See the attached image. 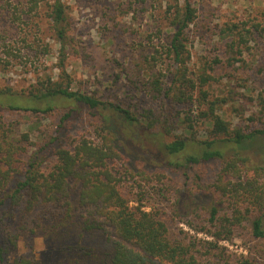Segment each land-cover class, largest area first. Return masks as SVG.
I'll return each instance as SVG.
<instances>
[{
  "label": "rangeland",
  "instance_id": "374dc122",
  "mask_svg": "<svg viewBox=\"0 0 264 264\" xmlns=\"http://www.w3.org/2000/svg\"><path fill=\"white\" fill-rule=\"evenodd\" d=\"M63 1L65 36L60 39L50 2H43L30 14L23 13L19 4L20 17L12 20L4 6L6 0H0V92L28 93L50 77L61 80L65 72L73 89L94 95L108 106L115 103L130 110L140 123H167L170 134L164 135L158 127L130 123L109 109L83 106L70 120L67 144L83 136L102 141L106 133L100 129V118L111 114L113 129L120 137L116 143L121 153L117 160V167H122L117 173L120 184L143 197L144 209H153L166 220L173 238L184 243L202 241L198 246L201 264H239L243 256L263 259L264 237L252 234L249 220L232 238L218 240L202 230L219 227L209 220L211 194L219 203V215L236 207L250 215L259 208L254 197L247 195L244 200L241 187L229 185L225 193L216 189L224 160L178 167L172 164L177 157L166 150L165 143L186 136L189 143L183 153L189 154L196 150L197 139L213 137L209 123L204 116L199 117L208 104L203 102L198 109L197 104L192 108L182 101L172 102L176 90L182 97L192 93L194 98L217 101L216 111L232 129L264 127V0H190L196 17L184 31L190 57L188 52L184 56L188 76L195 79L192 90L177 80L182 65L169 50L177 7L185 0ZM234 25L240 30L230 33L228 27ZM204 72L213 78L201 86L198 75ZM10 101L20 100L13 97ZM58 112L39 113L33 115L35 120H29V112L4 110L0 113V143L14 135L16 144L27 149L20 155L26 160L37 141L56 128ZM189 124L193 125L191 130ZM40 134L43 136L38 137ZM226 146V157L236 153L248 158V166L253 167V163L264 168V135ZM45 160L39 167L41 174L49 173L54 156ZM248 166L240 164L242 174L256 175L264 187V169L256 173ZM72 189L67 203L43 213L40 219H36L38 213L41 215L40 207L25 218L18 210L13 229L22 222L26 231L10 248L9 264L22 256L29 264H107L113 241L118 239L115 228L104 216H91L80 205L78 184ZM92 222L102 227L89 228ZM207 239L217 241L220 250L205 251L203 240Z\"/></svg>",
  "mask_w": 264,
  "mask_h": 264
},
{
  "label": "trees",
  "instance_id": "16d2710c",
  "mask_svg": "<svg viewBox=\"0 0 264 264\" xmlns=\"http://www.w3.org/2000/svg\"><path fill=\"white\" fill-rule=\"evenodd\" d=\"M46 1L50 2V15L54 20L58 36L63 39L65 36L63 22L66 19L63 0H19L17 3L16 0H6L4 6L12 20H16V17H20L21 14L18 12L19 4L23 7L21 8L23 13L30 14L38 10L40 5ZM195 17L196 9L190 0H185L181 7H177L176 31L169 46V50L175 53L178 64L182 65L177 80H182L183 88L191 90L195 87V79L188 76L190 72L185 65L184 54L188 50L186 49L184 31ZM236 28L240 30L237 25L228 27V30L233 33ZM233 46L235 43L232 44ZM188 57H190L189 52ZM198 76L201 86L209 83L213 78L206 72ZM69 78V74L64 72L61 80L50 77L46 81L40 82L34 90L28 93L21 92L14 95L12 92H0V113H3L4 110L17 109L29 112L27 114L32 115L29 120H35L33 115L53 114L59 111L56 128L47 137H44L43 134L38 135V137H43L37 141V147L33 149L26 160H22L20 155L26 153L27 149L16 144L14 135L12 138L8 136L7 139H4L5 144L0 143V264H9L10 248L17 245L19 236L26 231V225L22 222H19V227L13 229L18 210H22L21 217L25 218L34 208L40 207L41 215L38 213L36 217V219H40L45 216L43 213H48L52 208L68 202L72 195L73 184L79 185L80 205L86 207L91 216H104L115 228L118 239L113 241L111 257L107 264H201L199 259L201 249L198 246L202 241L184 243L178 238H173L166 220L157 211L144 209L143 197L137 196V194L133 195L135 193L132 190L124 189L127 188V185L122 184L123 188L120 184L121 179L117 173L121 171L122 167H117V160L121 158V153L116 144L120 137L113 129L111 114L102 115L100 118L103 122L100 129L106 133L102 141L83 136L77 142L73 139L70 140V144H67V138L71 137L70 134H67L70 120L75 112L80 111L83 106L88 109H109L113 114L119 115L130 123H140V119L130 110L115 103H108V106L104 100L94 95L73 89ZM157 88L159 89L160 86ZM13 97L20 101H10V98ZM171 99L172 102L178 100L187 105L190 104L192 108L194 104H197L198 109L201 103H207V111L199 112V117L204 116L213 136L197 139L195 141L196 150L189 154L183 153L189 143L188 137L180 136L166 142V150L177 157L172 160V164L178 167H188L201 161L224 160L222 173L218 180L220 183L215 184L216 189L225 193L229 189V185H232L233 189L241 187L245 191L244 200L248 195L250 198L254 197V201L259 205L255 213L249 212L250 215H246L240 207L234 208L231 213L225 212L219 215V203L214 200L216 196L211 194V203L208 206L209 220L211 225L219 227L215 231L204 227L202 230L206 229V232L218 240L232 238L245 220H249L252 234L255 237L263 238L264 187L258 184L256 175L242 174L240 164H244L247 168L248 158L236 153L226 157L224 144L228 147L237 146L248 139L264 135V127L251 130L242 127L232 129L230 122L216 111L217 101L208 102V98L202 97L201 99L200 96L194 98L192 93H189L187 97H182L176 90ZM140 124L150 129L158 127L160 133L164 135L169 133L167 123L161 122L160 126H156L157 123ZM192 128L193 125L189 124L188 129ZM50 156H54L51 169L48 174H41L39 167ZM250 165L253 167H248L256 170V173L259 169H264L261 166L255 167L253 163ZM233 178L235 179L233 180ZM218 196L219 202H222L221 196ZM131 201L138 204L132 205ZM21 206L23 207L21 208ZM249 210L247 209V211ZM88 227L99 228L102 226L92 222ZM203 243H205L203 246L207 252L214 249L220 250L217 241L207 239L203 240ZM29 263L30 260L22 256L16 258L13 264ZM208 264L215 263L209 262ZM239 264H264V257L258 259L243 256Z\"/></svg>",
  "mask_w": 264,
  "mask_h": 264
}]
</instances>
